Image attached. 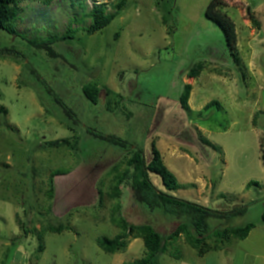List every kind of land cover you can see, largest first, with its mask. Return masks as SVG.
Listing matches in <instances>:
<instances>
[{
  "label": "rangeland",
  "instance_id": "1",
  "mask_svg": "<svg viewBox=\"0 0 264 264\" xmlns=\"http://www.w3.org/2000/svg\"><path fill=\"white\" fill-rule=\"evenodd\" d=\"M211 1L125 0L107 27L89 34L91 10L106 4L115 12L119 0H20L17 33L0 31V106L8 112L0 119V264H134L146 255L142 238L129 237L116 254L97 243L121 234L115 220L151 223L163 235L175 229L130 187L113 196L130 154L99 134L142 148L147 160L153 144L164 150L174 140L198 163L165 152L178 182L200 176L211 187L169 194L220 211L248 206L228 225L211 220L220 229L254 224L248 238L217 235L201 255L181 235L161 264H264V0H219L215 8L235 23L237 62L206 16ZM69 29L73 37L53 46L57 56L31 44ZM198 66L194 99L220 105L187 111L180 96ZM95 90L93 102L86 94ZM63 139L72 145L50 144ZM53 172L66 174L55 177L50 199ZM150 178L166 192L159 176ZM250 181L260 186L247 191Z\"/></svg>",
  "mask_w": 264,
  "mask_h": 264
},
{
  "label": "trees",
  "instance_id": "2",
  "mask_svg": "<svg viewBox=\"0 0 264 264\" xmlns=\"http://www.w3.org/2000/svg\"><path fill=\"white\" fill-rule=\"evenodd\" d=\"M20 0H0V31H6L11 34H16L17 31L12 25L13 20L19 13ZM125 4V0H119L116 3V11L112 13L107 12L106 4L96 5L89 13L92 18V23L86 30L89 34H94L105 27H107L118 15L119 10ZM220 5L219 0H212L207 8L206 16L210 20L217 23L222 29L227 46L231 55L237 62L239 59L236 55L237 33L235 23L231 18L223 12L216 10ZM76 30L69 29L62 36H50L45 40L31 41L32 46L39 50H45L51 56H57L54 51V45L62 40L71 39ZM201 66L190 72L189 77L199 76ZM192 92V85L186 84L184 91L180 96V103L183 109L191 111L189 107V99ZM91 95V96H90ZM99 95V90H95L92 94L87 93L86 96L93 102H96ZM215 105H220L216 100L211 101L205 106V110L212 109ZM7 110L0 106V119L6 117ZM101 140L108 141L124 148L129 152L130 156L125 162L123 171H118L114 179L113 196L117 199L121 198L122 190L125 187H130L133 191V197L136 202L143 205L152 213H158L168 221L177 223L175 229L163 235L153 224H130L122 215L120 220H115L117 227L121 228V234L114 238L98 239V245L109 254H116L127 248L129 237L134 239L142 238L146 249V255L143 259L135 261L134 264H161V256L166 254L168 246L176 241L181 235H184L187 241L196 249L200 250V254L204 252L207 242L210 238L221 237L223 240L235 238L238 240H245L254 224H248L244 227L227 226L225 228H212L211 220H224L226 225L236 217L244 216L247 212V205L234 204L228 211H220L208 208L206 206L175 197L168 192H176L185 186L181 185L176 176L167 168L164 163L162 153L153 144L152 155L150 160H147L142 148H129L127 142L115 137L99 134L97 135ZM208 142L205 138L201 139ZM80 139H75V143L79 144ZM52 146H71L69 139L57 140L50 143ZM209 144V142H208ZM114 169H119L114 167ZM66 173L53 172L51 174L50 183L51 189L49 191V198H53L54 180L57 175H65ZM150 174H154L161 178L162 184L166 190L163 192L155 187L151 181ZM194 186V185H193ZM253 186H260L258 182L250 181L246 185V190H250ZM168 191V192H167ZM220 198L225 199L226 195L221 194ZM119 211H122V206L118 203ZM264 222V213L262 215ZM221 242V241H220ZM203 251V252H202Z\"/></svg>",
  "mask_w": 264,
  "mask_h": 264
},
{
  "label": "crops",
  "instance_id": "3",
  "mask_svg": "<svg viewBox=\"0 0 264 264\" xmlns=\"http://www.w3.org/2000/svg\"><path fill=\"white\" fill-rule=\"evenodd\" d=\"M201 75H202V73L199 74V76H197L196 78H194V77L193 78H189L192 81V84L189 83V84L192 85V92H191V96H190V99H189V107H190L191 111H193V112L194 111L201 112L205 108V106L208 103H210L208 101L201 102V101H196V99H194V96H195V88L194 87L195 86H194L193 82L195 80H197L198 78H200ZM216 79L217 78L215 76L211 77V80H213V81H216ZM163 145H164L163 146L164 147V150H160V152L162 153V156L164 155L165 152L168 153V154H170V156H173V157L179 156L180 158H182V156H185L187 158V160L189 161V163H192V164L196 163V167H198L197 161L195 159H193L191 156H189L186 153L184 155L179 154V151H180L181 148L177 146V142L176 141H174V140L172 141L171 140L168 143L167 142H164ZM165 150H167V151H165ZM163 160H164V156H163ZM191 174H193V170L191 171ZM181 184L182 185H189V184L195 185L197 187V191L201 195H203L204 194V191H207L208 188L211 187V185L208 186L210 183H208L205 178L203 179L200 176H198L197 178H193L192 177L190 181L185 182V183H181Z\"/></svg>",
  "mask_w": 264,
  "mask_h": 264
}]
</instances>
